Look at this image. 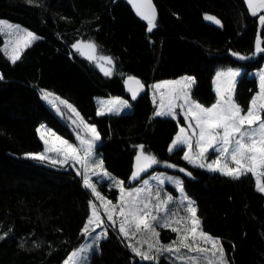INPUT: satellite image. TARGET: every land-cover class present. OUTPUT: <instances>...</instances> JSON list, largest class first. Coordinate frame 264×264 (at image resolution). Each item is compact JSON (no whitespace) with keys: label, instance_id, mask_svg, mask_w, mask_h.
<instances>
[{"label":"trees","instance_id":"trees-1","mask_svg":"<svg viewBox=\"0 0 264 264\" xmlns=\"http://www.w3.org/2000/svg\"><path fill=\"white\" fill-rule=\"evenodd\" d=\"M157 27L148 31L125 0H0V17L21 22L41 38L15 63L0 49V264H62L87 237L81 230L95 201L76 168L24 158L44 149L37 128L46 123L72 139L67 122L42 98L52 91L72 102L101 134L96 152L112 175L129 184L137 145L164 162L191 172L184 188L195 201L203 230L220 237L228 264H264V193L249 173L234 180L194 167L182 159L184 149L168 151L179 130L176 119L154 116L150 85L189 74L196 78L193 96L205 105L215 102L213 80L218 66L239 64L232 52L249 56L264 25L246 0H154ZM217 17L222 25L205 19ZM92 40L99 53L114 58V73L105 76L96 65L71 49ZM1 44V39H0ZM264 53L248 62L260 66ZM135 76L146 91L131 99L126 78ZM258 89L256 78L243 76L237 100L246 108ZM122 96L133 110L97 115L96 96ZM77 167V166H76ZM264 180V177H262ZM98 189L110 199L118 190L108 182ZM96 202V201H95ZM166 231L164 230L163 234ZM117 229H108L91 253L89 264H155L141 261ZM159 264H172L165 254Z\"/></svg>","mask_w":264,"mask_h":264},{"label":"snow or ice","instance_id":"snow-or-ice-1","mask_svg":"<svg viewBox=\"0 0 264 264\" xmlns=\"http://www.w3.org/2000/svg\"><path fill=\"white\" fill-rule=\"evenodd\" d=\"M29 2L31 3L32 0ZM129 2L136 9L137 14L147 21L149 32L157 27V12L153 0H129ZM246 3L254 16L264 9V0H246ZM205 19L216 25H222L215 16L206 14ZM259 21L264 25V14L259 16ZM4 27L5 22L0 21V31H4ZM7 28L14 29L17 36L12 43L10 53L7 50L8 42H5V54L15 63L20 59L22 49L27 48L39 37L27 29H21L18 25H7ZM72 48L90 61L114 64L113 57L96 55L98 46L92 40H77ZM258 53H264L259 35L252 55ZM232 55L239 60L249 59L248 56L240 55L238 52H232ZM98 66L106 76L113 74L111 67H104L103 64ZM240 75V69L231 67L216 72L214 78L216 99L210 106H205L192 98V89L196 84L194 76L184 75L175 80L160 81L151 86L159 92V106L153 115L177 119V110H179V114L185 120V126L179 128L168 147L170 153L185 146L187 150L182 156L184 161L194 167L219 172L234 180L251 173L256 178V189L264 193V180H262L264 177V69L257 74L258 91L251 97L246 108L236 100V85ZM125 83L129 85L128 90L132 100H135L144 89V84L134 76H128ZM41 92L42 98L49 100L58 113L63 114L57 101L78 118L69 117L76 126V140L79 141V147L41 124L37 132L44 149L41 152L25 153L24 158L48 162L60 167L76 168L77 175H82L83 186L90 189L95 201H99V207L95 201H89L91 214L81 230L82 235L92 238L93 244L82 245L70 252L63 264H87L88 253L95 250L93 245H98L101 239L107 237L109 228L114 230L118 228L119 235L128 241L127 247L141 261H154L155 264H159L160 258L167 253L171 256L172 264H228L221 238L203 230V221L197 214L195 201L185 193L181 179L166 177L168 181L174 183L181 194V204L187 202V206L183 209L184 215L178 216L177 211L169 209L175 198L170 193L162 195V186L165 183L163 174L152 177L157 181L155 190L147 179L143 180L144 187H126L123 180L117 179L108 172L104 167L103 159H94L97 157L95 149L101 141L97 126L94 123H87L67 100L46 90ZM153 103H156L155 92ZM130 107L128 100L115 97L101 101L97 115L119 114ZM81 132L84 134L81 135ZM136 147L138 151L130 180H137L142 173H146L157 164L164 163L168 168L178 167L176 164L160 161L156 155L146 151L144 145ZM50 153L54 154L55 158ZM213 155L215 158L210 159ZM77 165L80 167L77 168ZM179 171L188 176L192 175L182 167ZM93 177L96 178V182H93ZM105 180L110 181L112 187L119 189L116 203L98 191L97 185L103 186L102 182ZM100 208L103 209V216H106L108 223L103 219ZM173 224L177 226L174 227ZM101 228L102 231H96ZM157 228H170L176 233V239L163 244L159 239L160 232ZM138 234L142 239H136ZM6 235L7 233L4 234ZM4 236H0V239ZM133 240L135 243L132 242ZM143 245H147L146 250H142Z\"/></svg>","mask_w":264,"mask_h":264},{"label":"rangeland","instance_id":"rangeland-1","mask_svg":"<svg viewBox=\"0 0 264 264\" xmlns=\"http://www.w3.org/2000/svg\"><path fill=\"white\" fill-rule=\"evenodd\" d=\"M0 21L5 22L4 31H0V39H1L0 49H1L4 53H5V47H6V43H5V42H6V41L8 42V43H7V50H8V52L10 53V52H11V49H12V43H13V42L15 41V39L17 38L16 34L14 33V29L7 28V25H13V26H17V25H18L21 29H27L28 31H31L32 33H34L37 37H39L38 39L41 38V36H40L37 32L31 30L28 26H26L25 24H23V23H21V22L14 21V20L8 19V18H6V17H0ZM20 35H24V33H20ZM38 39L33 40V41L31 42V44H33V43H34L35 41H37ZM31 44H30V45H31ZM24 49H25V48H24ZM24 49H22L21 53L23 52ZM5 55L9 58V55H7V54H5ZM96 55H97V56H103V55H105V54H103V53H99V51H97ZM259 55H260V53H258V54H256V55H249V56H248L249 59H247V60H239L237 57L234 56L237 60L240 61L239 64L225 65V66H222V65H221V66H218L217 69H216V72H217V71H220V70H226V69L229 68V67L234 68V69H240V70H241V75H240V77H238V79H237V85H236V93H237L238 83H239L240 79H241L243 76H247L248 78H256V79H257V82L259 83L258 75H257V74L259 73V71H260L261 69H264V60H263V62H262V64H261L260 66H249V64H248V62H250V61H252V60H256V59H258ZM108 56H110V55H108ZM9 59H10V58H9ZM10 60H11V59H10ZM92 62L96 65L97 69H98L101 73L104 74V72L101 70V67H99L98 64H103L104 67H111L112 70H113V73H114V66H115L114 64H113V65H107L106 62H102V61H92ZM2 74H3V73H2V71H1V69H0V77L2 76ZM104 75H105V74H104ZM112 75H113V74H112ZM186 75H189V74H186ZM215 75H216V73H215ZM105 76H106V75H105ZM183 76H184V75H183ZM191 76H193V75H191ZM178 78H179V77H178ZM178 78H173V79H162V80H160V81H165V80H175V79H178ZM214 78H215V76H214ZM160 81H157V82L152 83V84L150 85L152 99H153V95H154V92H155L156 105H157V107L159 106V92H158V91H155L151 86L154 85V84H156V83H158V82H160ZM194 86H195V85H194ZM194 86H193V88H194ZM213 88H214V91H215L214 80H213ZM46 91H47V92L54 93V92H52V91H48V90H46ZM256 91H258V89H257ZM256 91H255V92H256ZM54 94H55V96H58V97H60L61 99L67 100L71 105H73V106L79 111V113H80L81 116L83 117L82 113L80 112V110L77 108L76 105H74V104H73L72 102H70L68 99H66V98H64V97H62V96H60V95H58V94H56V93H54ZM254 94H255V93H254ZM191 95H192V98H193V99H196V98L193 96V89H192V93H191ZM115 97H120V98L123 99V100H128L129 104L131 105L130 108H127V109L122 110L119 114H122V113H125V112L132 111V110H133V104H132V102H131L128 98H125V97H122V96H113V95H109V96H96V97H95V100H96V103H97V109L101 107V101H107V100L112 99V98H115ZM50 99H51V98H50ZM44 100H45V99H44ZM196 100H197V99H196ZM236 100H237V96H236ZM45 101H46L47 104H49V105L53 108V110H54V112L56 113V115H58L60 118L64 119V120L67 122V124L69 125V128H70V131H71V134H72V137H73V138L70 139V138H68V137H66V136H64V135H61V134L57 133L54 129H52L51 127H49L46 123H41V124L46 125L47 128H51V129H52L54 132H56L58 135L62 136L63 138L69 140V141L72 142V143H75V144L79 147V141L76 140V126L72 124L71 119H69V117L71 116V117L74 118V119H78V118H76V117L74 116V114H72V113L70 112V110L66 109V107H65L64 105H60L58 101H57L56 103H57V105L61 108L63 114L58 113V112L56 111V109L52 106V104L49 102V100H45ZM198 101H199V100H198ZM199 102H200V101H199ZM200 103H201V102H200ZM237 103H239L238 100H237ZM239 104H240V103H239ZM205 106H210V105H205ZM242 107H243V106H242ZM177 112H178V117H177L176 120H177L178 125H179V128H180L181 126H185V120H184L183 116L179 114V110H177ZM112 114H115V113H112ZM105 115H107V114H105ZM100 116H102V115H100ZM83 118H84V117H83ZM84 120H85V119H84ZM85 121H86V120H85ZM86 122H87V121H86ZM87 123H88V122H87ZM41 124H40V125H41ZM90 124H91V123H90ZM178 131H179V130H178ZM83 134H84V133L81 132V135H83ZM174 138H175V137H174ZM170 144H171V143H170ZM181 148L184 149V151L187 150L185 146H181ZM95 151H96V149H95ZM96 153H97V152H96ZM50 155H53V157L55 158L54 154H51V153H50ZM96 158L101 159V158L99 157L98 154H97V157H94V159H96ZM214 158H215L214 155L210 157V159H214ZM79 167H80V166L77 165V168H79ZM81 171H82V169H81ZM157 174H163L164 177H165V183H164V185L162 186V188H163V193H162V195H163L164 193H170V194L175 198L174 201L169 205V209H170L171 211H177L178 216H183V215H184V211H183V209L187 206V202L184 201V203L181 204V194H180L179 191L176 189L174 183H172V182H170V181H168V180L166 179V177L171 176V177H174V178H179V179H181V180L183 181V183H184V177H183V175L179 172V169H178V168H168V167L165 166L164 163L154 165V166H153L151 169H149L146 173H142L141 176H140L137 180H130L128 185H126V182H125L123 179L118 178V177H116V176H114V175H112V176L116 177V178L119 179V180H123V181L125 182V186H126V187H133V188H135V187H144V185H143V180L147 179V180H149L150 185L153 187V190H155V188L157 187V181H156L155 179H152V177H154V176L157 175ZM92 179H93V182H96V178H95V177H93ZM104 182H108V185L111 187V182H110V181L105 180V181H103L102 183H104ZM98 185H99V184H98ZM98 185H97V188H98ZM114 188H115V187H114ZM116 189H117V188H116ZM117 190H118V192H119V189H117ZM98 191H100V190L98 189ZM100 192L102 193V195L105 196V194H104L102 191H100ZM185 193L187 194L186 191H185ZM187 195H188V194H187ZM118 196H119V193H118ZM188 196H189V195H188ZM189 197H190V196H189ZM190 198H191V197H190ZM191 199H192V198H191ZM110 200H112L113 203H116V202H117V199H112V198H110ZM192 200H193V199H192ZM96 203H97V206L99 207V201H96ZM100 211H101V215H102L103 219L105 220L106 223H108V222H107V219H106V216H103V209L100 208ZM173 226L175 227V226H177V225L173 224ZM102 230H103V229L101 228V229H97L96 231H97V232H100V231H102ZM164 230H170V228H166V229H160V228H157V231L160 232V237H159V239H160V241H161L163 244H168V243H170L171 241H173V240L176 239V233H174V232H172V231L170 230V231H166V232L163 234ZM136 239H142V237L138 234L137 237H136ZM132 242L135 243V240H133ZM92 244H93V240H92L91 237H87L86 241L83 243V245H92ZM95 246H96V245H93L94 249H95ZM137 246H138V247H141V245H137ZM146 248H147V245H143V249H142V250H146ZM92 252H93V251H90V252L88 253L87 264H89V258H90V256H91V253H92ZM62 264H63V263H62Z\"/></svg>","mask_w":264,"mask_h":264},{"label":"water","instance_id":"water-1","mask_svg":"<svg viewBox=\"0 0 264 264\" xmlns=\"http://www.w3.org/2000/svg\"><path fill=\"white\" fill-rule=\"evenodd\" d=\"M126 1V3L135 11V13L137 14V12H136V9L133 7V5L129 2V0H125ZM153 3H154V5H155V7H156V4H155V2H154V0H153ZM261 10H264V9H261ZM156 12H157V16H158V10H157V7H156ZM138 15V14H137ZM139 16V15H138ZM140 17V16H139ZM141 19H142V17H140ZM142 20H144V19H142ZM145 22H147L146 20H144ZM77 41V40H76ZM76 41H74L72 44H71V49L72 50H74V51H76V49H73L72 48V45L76 42ZM81 41V40H80ZM135 77V76H134ZM128 78V77H127ZM127 78H126V80H127ZM137 78V77H136ZM137 79H139V78H137ZM140 80V79H139ZM141 81V80H140ZM126 88H127V91H128V93L130 94V96H131V93L129 92V90H128V88H129V85L128 84H126ZM146 91V86L144 85V89L138 94V96H137V98L139 97V96H141L144 92Z\"/></svg>","mask_w":264,"mask_h":264},{"label":"flooded vegetation","instance_id":"flooded-vegetation-1","mask_svg":"<svg viewBox=\"0 0 264 264\" xmlns=\"http://www.w3.org/2000/svg\"><path fill=\"white\" fill-rule=\"evenodd\" d=\"M85 51H87V50H85ZM77 52V51H76ZM80 54V53H79ZM81 55V54H80ZM84 56V55H83ZM85 57V56H84Z\"/></svg>","mask_w":264,"mask_h":264}]
</instances>
